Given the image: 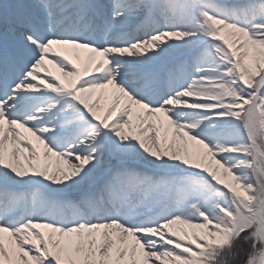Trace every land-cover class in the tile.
<instances>
[{
    "label": "snow or ice",
    "instance_id": "1",
    "mask_svg": "<svg viewBox=\"0 0 264 264\" xmlns=\"http://www.w3.org/2000/svg\"><path fill=\"white\" fill-rule=\"evenodd\" d=\"M0 25V264H264V0Z\"/></svg>",
    "mask_w": 264,
    "mask_h": 264
},
{
    "label": "bare ground",
    "instance_id": "2",
    "mask_svg": "<svg viewBox=\"0 0 264 264\" xmlns=\"http://www.w3.org/2000/svg\"><path fill=\"white\" fill-rule=\"evenodd\" d=\"M6 1H8V0H6ZM9 1H10L11 3H13V4L21 2V0H9ZM50 67H53V66H50ZM53 71H54L57 75H61V76H62V73H60L58 69H55V68L53 67ZM104 102L107 104V101H106V100H105Z\"/></svg>",
    "mask_w": 264,
    "mask_h": 264
},
{
    "label": "rangeland",
    "instance_id": "3",
    "mask_svg": "<svg viewBox=\"0 0 264 264\" xmlns=\"http://www.w3.org/2000/svg\"><path fill=\"white\" fill-rule=\"evenodd\" d=\"M6 32V28L5 29H0V35H2L3 33H5ZM1 44V43H0ZM101 104H102V108H101V112L103 111V108H104V106H106V103L104 102V101H102L101 102Z\"/></svg>",
    "mask_w": 264,
    "mask_h": 264
},
{
    "label": "trees",
    "instance_id": "4",
    "mask_svg": "<svg viewBox=\"0 0 264 264\" xmlns=\"http://www.w3.org/2000/svg\"><path fill=\"white\" fill-rule=\"evenodd\" d=\"M245 247H247V246H245Z\"/></svg>",
    "mask_w": 264,
    "mask_h": 264
}]
</instances>
